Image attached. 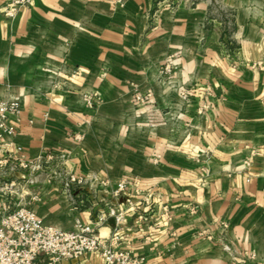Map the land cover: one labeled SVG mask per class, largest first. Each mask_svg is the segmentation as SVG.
I'll return each mask as SVG.
<instances>
[{"label":"crops","instance_id":"0c3cea01","mask_svg":"<svg viewBox=\"0 0 264 264\" xmlns=\"http://www.w3.org/2000/svg\"><path fill=\"white\" fill-rule=\"evenodd\" d=\"M11 1L0 99L22 110L0 158L55 160L0 181L66 230L123 211L141 264H264V0H33L13 18ZM70 173L86 181L67 193Z\"/></svg>","mask_w":264,"mask_h":264},{"label":"built area","instance_id":"2783aa9c","mask_svg":"<svg viewBox=\"0 0 264 264\" xmlns=\"http://www.w3.org/2000/svg\"><path fill=\"white\" fill-rule=\"evenodd\" d=\"M32 1L12 0L6 5L4 13L13 18ZM181 96L185 100L188 98L186 91H182ZM137 99L143 100V97L138 95ZM95 102V97H88L90 106ZM21 110L17 98L0 99V149L5 143L12 142L17 134L14 117L19 118ZM54 158L49 155L43 161L34 160L22 146H17L16 155L0 158V169L12 173L26 172L33 178L28 181L31 183L45 171V164L52 163ZM250 163V158L245 160V164ZM61 181L65 192L69 193L73 184H84L86 179L70 173ZM124 187L125 182L120 184V189ZM18 192L15 179L0 181V264H37L41 254L47 257V264H57L88 253L100 254L109 264H141L145 261V257L134 255L122 245L120 225L125 220L123 211L110 207L106 212L97 213L91 224L77 223L76 228L66 230L47 223ZM110 218L115 219L116 231L110 237H103L98 229ZM226 248L229 249L227 245Z\"/></svg>","mask_w":264,"mask_h":264},{"label":"water","instance_id":"95a60500","mask_svg":"<svg viewBox=\"0 0 264 264\" xmlns=\"http://www.w3.org/2000/svg\"><path fill=\"white\" fill-rule=\"evenodd\" d=\"M109 223H110V225L111 226H115V219L114 218H111L110 220H109Z\"/></svg>","mask_w":264,"mask_h":264}]
</instances>
